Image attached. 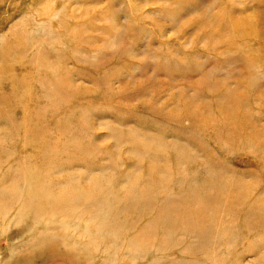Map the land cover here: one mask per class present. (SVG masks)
Masks as SVG:
<instances>
[{"label": "rangeland", "instance_id": "obj_1", "mask_svg": "<svg viewBox=\"0 0 264 264\" xmlns=\"http://www.w3.org/2000/svg\"><path fill=\"white\" fill-rule=\"evenodd\" d=\"M0 264H264V0H0Z\"/></svg>", "mask_w": 264, "mask_h": 264}, {"label": "bare ground", "instance_id": "obj_2", "mask_svg": "<svg viewBox=\"0 0 264 264\" xmlns=\"http://www.w3.org/2000/svg\"><path fill=\"white\" fill-rule=\"evenodd\" d=\"M176 182V181H175ZM254 198H255V196H254ZM252 201H253V199H252ZM251 202V201H250ZM250 202H249V204H250ZM224 214V213H223ZM241 220V219H240Z\"/></svg>", "mask_w": 264, "mask_h": 264}]
</instances>
